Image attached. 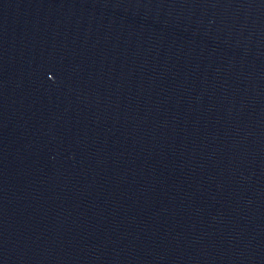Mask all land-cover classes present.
Wrapping results in <instances>:
<instances>
[{
	"label": "water",
	"instance_id": "water-1",
	"mask_svg": "<svg viewBox=\"0 0 264 264\" xmlns=\"http://www.w3.org/2000/svg\"><path fill=\"white\" fill-rule=\"evenodd\" d=\"M0 264H264V0H0Z\"/></svg>",
	"mask_w": 264,
	"mask_h": 264
}]
</instances>
